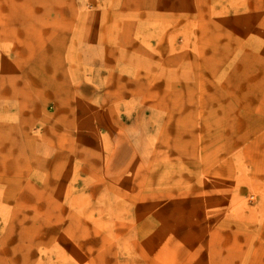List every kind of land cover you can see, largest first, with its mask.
Instances as JSON below:
<instances>
[{"label": "rangeland", "instance_id": "1", "mask_svg": "<svg viewBox=\"0 0 264 264\" xmlns=\"http://www.w3.org/2000/svg\"><path fill=\"white\" fill-rule=\"evenodd\" d=\"M0 264H264V0H0Z\"/></svg>", "mask_w": 264, "mask_h": 264}]
</instances>
